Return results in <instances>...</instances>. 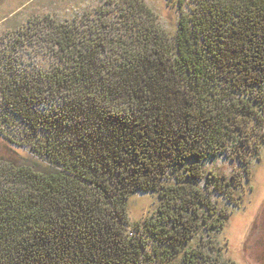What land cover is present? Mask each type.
Instances as JSON below:
<instances>
[{
  "label": "trees",
  "instance_id": "1",
  "mask_svg": "<svg viewBox=\"0 0 264 264\" xmlns=\"http://www.w3.org/2000/svg\"><path fill=\"white\" fill-rule=\"evenodd\" d=\"M118 1L116 26H43L59 65L0 83L46 163L0 160V264H202L186 244L226 218L202 162L246 166L264 142V0H178L173 38L143 0ZM233 176L207 180L225 195ZM136 190L159 200L141 224Z\"/></svg>",
  "mask_w": 264,
  "mask_h": 264
},
{
  "label": "rangeland",
  "instance_id": "2",
  "mask_svg": "<svg viewBox=\"0 0 264 264\" xmlns=\"http://www.w3.org/2000/svg\"><path fill=\"white\" fill-rule=\"evenodd\" d=\"M143 1L173 38L180 15L178 0ZM182 1L180 7L184 12L198 2ZM120 6L118 0H0V83L9 73L46 72L59 65L52 38L46 29L41 30L43 26L50 28L51 23L57 22L75 24L78 35L100 22L116 26L122 19ZM7 102L0 87V160L43 167L46 163L22 145L30 133L17 120L8 119ZM202 170L197 185L223 209L226 218L218 229L206 230L200 224L186 247L202 253V259L198 258L202 264H264V142L257 154L249 155L246 166L220 154L204 160ZM209 173L224 174L227 178L234 175L227 194L211 189ZM158 202L153 191L131 193L126 200L129 222L141 224L155 212ZM147 264L165 263L155 260ZM170 264H185L182 254L173 255Z\"/></svg>",
  "mask_w": 264,
  "mask_h": 264
}]
</instances>
